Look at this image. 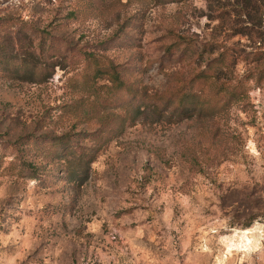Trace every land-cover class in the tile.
Here are the masks:
<instances>
[{
	"label": "rangeland",
	"instance_id": "374dc122",
	"mask_svg": "<svg viewBox=\"0 0 264 264\" xmlns=\"http://www.w3.org/2000/svg\"><path fill=\"white\" fill-rule=\"evenodd\" d=\"M240 5L0 0V264H264V9Z\"/></svg>",
	"mask_w": 264,
	"mask_h": 264
},
{
	"label": "trees",
	"instance_id": "16d2710c",
	"mask_svg": "<svg viewBox=\"0 0 264 264\" xmlns=\"http://www.w3.org/2000/svg\"><path fill=\"white\" fill-rule=\"evenodd\" d=\"M242 6H236L233 7L235 12L238 11H244L248 16L252 14H257L263 11L264 9V0H241ZM79 11L75 10L71 12L70 16H76L78 15ZM30 55H34V53H31ZM260 56L259 58H256L257 56ZM40 56L37 57L39 59ZM264 57V51H260L259 53L252 54V61H262Z\"/></svg>",
	"mask_w": 264,
	"mask_h": 264
}]
</instances>
